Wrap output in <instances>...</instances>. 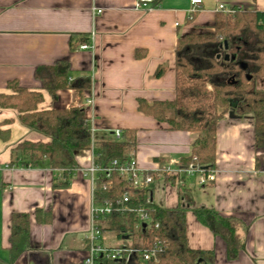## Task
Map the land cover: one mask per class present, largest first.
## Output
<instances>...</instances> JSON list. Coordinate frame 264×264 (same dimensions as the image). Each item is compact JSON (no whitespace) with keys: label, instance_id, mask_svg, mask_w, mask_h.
<instances>
[{"label":"crops","instance_id":"obj_1","mask_svg":"<svg viewBox=\"0 0 264 264\" xmlns=\"http://www.w3.org/2000/svg\"><path fill=\"white\" fill-rule=\"evenodd\" d=\"M134 0H0V94H10L9 81L37 91L40 110L80 104L92 118L91 140L112 139V132L133 131V154L139 167L179 164L190 154L195 133L175 131L140 112L137 100L150 103L175 96V48L185 34L207 29L219 4L244 11L264 12V0H155L149 9L134 10ZM100 10V13H96ZM192 13V18L189 15ZM93 33V49L78 50ZM138 54V56H137ZM66 60L70 77L88 76L91 88L80 101L70 89L52 100L35 78L39 66ZM160 77H155L159 68ZM92 97L93 104H85ZM19 113L0 107V264H81L86 253L84 234L90 227L91 184L80 172L89 152L75 156L77 169L68 187H53L60 176L44 163L35 167L15 161L23 141L49 138L21 124ZM6 123V124H5ZM106 134L111 135L107 137ZM182 164V163H181ZM215 180L202 186L197 176L176 184L173 178L155 180L152 201L165 208L191 199L185 214L186 244L213 252V264H264V144L255 147L250 115L224 114L216 126ZM186 195V196H185ZM180 196V197H179ZM182 196V197H181ZM205 207L236 218V233L244 244L239 256L226 258L224 242L200 224L191 209ZM37 208L50 210L51 222L34 219ZM30 215L31 247L11 261L9 220L12 213ZM106 239V238H105Z\"/></svg>","mask_w":264,"mask_h":264},{"label":"trees","instance_id":"obj_2","mask_svg":"<svg viewBox=\"0 0 264 264\" xmlns=\"http://www.w3.org/2000/svg\"><path fill=\"white\" fill-rule=\"evenodd\" d=\"M232 9L234 12L231 14L217 12L207 29L185 34L177 40L173 99L150 103L137 100V108L143 114L164 123L171 130L197 135L191 144L190 154L181 160L183 165L194 163L205 170L213 168L216 126L226 111L234 116L250 115L255 147L264 144V88L258 87V82L264 79V12L244 11L234 6ZM226 54L229 55L228 60L224 58ZM162 73L161 67L155 77ZM34 76L52 100L57 99L59 90L70 89L80 101L83 93L91 88L88 76L71 79L66 60L39 66ZM7 88L11 93L0 94V107L17 110L21 124L49 138L47 143H19V154L10 164L19 161L21 166L35 167L44 163L51 170H62L61 181L53 183V187H68L72 170L78 167L76 154L91 147L84 109L77 104L63 109L40 110L38 105L43 100L40 93L20 87L14 80L7 83ZM8 136L9 129L0 128V138L6 140ZM96 144L97 164L125 159L134 149V133L126 130L120 140L112 138ZM106 183L104 180L97 182L93 197L98 202L115 204L128 189L127 184L117 175L109 184ZM130 195L127 207H145L152 219L150 228L137 225L135 214L123 213L119 204L118 210L97 222L104 236L113 234L119 240L115 247L142 250L157 245L155 259L145 262L135 259L129 264H213L212 251L187 247L185 214L191 206L189 197L185 195L180 206L165 208L152 201L150 189L134 190ZM147 196L151 198L150 202H146ZM191 211L200 224L224 242L227 260H235L244 248L236 233L239 221L211 208L198 207ZM34 219L39 224H48L52 219L51 211L37 208ZM154 223L157 228H154ZM9 229V258L14 261L31 247L30 215L12 213ZM104 264L126 263L108 260Z\"/></svg>","mask_w":264,"mask_h":264},{"label":"built area","instance_id":"obj_3","mask_svg":"<svg viewBox=\"0 0 264 264\" xmlns=\"http://www.w3.org/2000/svg\"><path fill=\"white\" fill-rule=\"evenodd\" d=\"M154 0H134V10H146L151 7ZM201 0H191L192 5H198ZM217 12L223 14H231L234 12L232 7L219 4L216 8ZM96 13H100L97 10ZM192 18V13L189 15V19ZM93 49V33L90 35L88 41H82L78 45V50H92ZM85 104L90 106L93 104L92 97H87ZM87 123L90 129V135L94 132L92 118L87 119ZM112 136L115 140H120L122 131L115 130L112 132ZM89 152V164L88 166L81 168L80 172L86 177L91 184V205H90V227L84 234V241L86 243V253L81 264H104L108 260H118L129 264L132 260L138 259L141 262L155 259L157 245H153L149 248L142 250L130 248V247H109L101 240H104V235L98 226L99 220L107 219L114 211L120 210L124 212H133L136 217V224L150 228L152 219L147 212L145 207L139 208H128L127 203L130 201V193L134 190L150 189L151 185L155 180H165L167 178H173L176 184H180L182 179L197 176L196 183L200 186L213 182L215 180L214 169L205 170L200 166L189 163L187 165L179 164H163L156 165L150 169H143L138 166L133 154H129L125 159H112L106 164H97L95 162L96 153L93 151V142L91 140V147L87 150ZM195 159V158H193ZM79 168V167H77ZM75 168V169H77ZM74 169V170H75ZM72 170V172L74 171ZM59 176L63 172L62 170H54ZM117 175L120 180H123L127 184V190L122 194L121 198L112 203L111 201L98 202L93 197L94 188L99 180L107 181L106 184L110 183L111 178ZM151 198L146 197V202H150ZM183 201H181L182 205ZM157 224L154 223V228H157Z\"/></svg>","mask_w":264,"mask_h":264},{"label":"rangeland","instance_id":"obj_4","mask_svg":"<svg viewBox=\"0 0 264 264\" xmlns=\"http://www.w3.org/2000/svg\"><path fill=\"white\" fill-rule=\"evenodd\" d=\"M258 87L264 88V79L258 82ZM227 113L228 112L226 111L224 114H227ZM106 136L111 138V135H109V134H106ZM101 243H104L105 245H107L109 247H114L115 245L119 244L120 242L116 237L113 236V234H105L104 240L102 239Z\"/></svg>","mask_w":264,"mask_h":264},{"label":"water","instance_id":"obj_5","mask_svg":"<svg viewBox=\"0 0 264 264\" xmlns=\"http://www.w3.org/2000/svg\"><path fill=\"white\" fill-rule=\"evenodd\" d=\"M224 58H225V60H228L229 59V55L228 54H226L225 56H224ZM145 225L143 224V227H144Z\"/></svg>","mask_w":264,"mask_h":264}]
</instances>
